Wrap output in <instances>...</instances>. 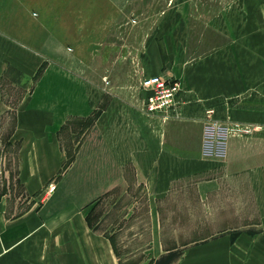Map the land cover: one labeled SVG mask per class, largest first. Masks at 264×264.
<instances>
[{
    "label": "crops",
    "instance_id": "obj_1",
    "mask_svg": "<svg viewBox=\"0 0 264 264\" xmlns=\"http://www.w3.org/2000/svg\"><path fill=\"white\" fill-rule=\"evenodd\" d=\"M239 4L224 15L228 42L192 59L188 24L172 23L162 46L151 40L136 58L137 68L127 75L137 82L118 87L103 81L105 73L96 78L89 69L65 65L59 36L52 42L42 36L30 50L28 34L15 37L17 25L0 24V85L9 67L35 79L7 137L10 145L19 144L14 179L26 198H12L4 169L0 264H124L113 230L120 214L138 204L123 200L133 187L147 195L145 264H264V3ZM220 24L214 20L212 27L223 32ZM82 60L90 66L95 57L87 50ZM159 75L181 84L167 118L149 115L144 106L150 92L137 88L143 78ZM9 110L0 88V116ZM90 120L69 156L65 129ZM235 125L255 129L246 136L224 132ZM193 178L204 205L230 191V206L252 201L257 218L238 219L233 211L226 221L237 225L169 247L164 201Z\"/></svg>",
    "mask_w": 264,
    "mask_h": 264
},
{
    "label": "rangeland",
    "instance_id": "obj_2",
    "mask_svg": "<svg viewBox=\"0 0 264 264\" xmlns=\"http://www.w3.org/2000/svg\"><path fill=\"white\" fill-rule=\"evenodd\" d=\"M241 1L0 0V24H10L12 27L17 25L11 31L15 37L19 33L28 34L30 50L37 49L42 36L51 42L54 37L59 36L63 40L62 45L66 46L62 52L65 65L82 72L89 69L95 77L105 73L107 76L103 81L106 84L110 81L112 86L118 87L137 82L127 75L134 67L137 68L136 58L151 40L158 41L159 46H162L164 35L169 33L172 23L188 24V54L192 59L228 42L229 32L225 30L224 15L233 6L240 5ZM255 1L264 3V0ZM214 20L221 23L223 32L212 27ZM21 25H24V31H19ZM87 50L95 57L90 66L82 60ZM147 80L148 78H143L137 83V88L147 91ZM34 81L35 79L27 80L16 67H9L0 85L3 97L10 107L8 113L0 116V169L3 171L0 174V189L6 180L4 169H8L7 180L11 184L13 199L24 200L26 196L22 197L23 192L14 179L19 167V144L10 145L7 137L14 125L15 109L19 101L31 90ZM92 125L93 120L78 121L65 129L63 140L69 156L75 155L77 142ZM73 132L76 134L72 140L70 134ZM197 181L198 178H193L181 183L173 196L170 195L169 199L164 201L163 236L169 239L164 240L166 243L169 241V247L203 241L227 227L237 225L226 221L233 211L238 219L257 218V208L252 201H248L247 207L230 206V191H226L222 199L211 196L208 202L210 204L204 205L195 189ZM123 200L127 204L138 201V204L127 207L125 212L120 214L113 230V240L122 253L124 264L148 263L150 256L143 253L149 245L151 233L146 191L143 187H133ZM26 204H23L24 209L28 206ZM240 223L238 225L242 224Z\"/></svg>",
    "mask_w": 264,
    "mask_h": 264
},
{
    "label": "built area",
    "instance_id": "obj_3",
    "mask_svg": "<svg viewBox=\"0 0 264 264\" xmlns=\"http://www.w3.org/2000/svg\"><path fill=\"white\" fill-rule=\"evenodd\" d=\"M146 87L150 93L145 101V111L149 115L167 118L177 106V97L181 91L180 82L159 75L148 78ZM216 127L219 131H222L221 126ZM224 129L227 135L236 134L246 136L252 134L255 127L251 125H235L228 126Z\"/></svg>",
    "mask_w": 264,
    "mask_h": 264
}]
</instances>
